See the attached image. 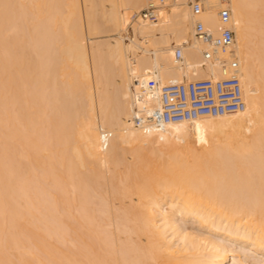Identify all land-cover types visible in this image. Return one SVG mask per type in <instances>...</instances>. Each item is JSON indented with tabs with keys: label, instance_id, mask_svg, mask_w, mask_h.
Returning <instances> with one entry per match:
<instances>
[{
	"label": "bare ground",
	"instance_id": "obj_1",
	"mask_svg": "<svg viewBox=\"0 0 264 264\" xmlns=\"http://www.w3.org/2000/svg\"><path fill=\"white\" fill-rule=\"evenodd\" d=\"M81 1L0 0V264H264V0H201L198 18L188 0H173L148 24L131 22L145 0H104L116 36L104 54L85 34L105 22L86 25ZM222 7L235 37L219 57L239 61L245 109L138 130L134 118L158 97L135 78L220 76L218 63L201 66L207 46L194 23L217 34ZM100 128L112 132L106 149ZM127 149L142 152L126 154L142 158L132 169ZM35 194L60 202L38 209Z\"/></svg>",
	"mask_w": 264,
	"mask_h": 264
},
{
	"label": "built area",
	"instance_id": "obj_2",
	"mask_svg": "<svg viewBox=\"0 0 264 264\" xmlns=\"http://www.w3.org/2000/svg\"><path fill=\"white\" fill-rule=\"evenodd\" d=\"M173 0H145L144 7L132 17L134 22L152 23L158 20L162 9L167 8ZM191 13L198 18L203 12L201 0L189 1ZM231 9L222 7L219 11L220 29L213 33L205 24L196 19L194 36L207 47L202 51L201 66L216 64L220 66V76L209 75L205 78L183 80L177 83L162 84L153 77L145 81L135 78L142 92L158 104L152 110H144L134 118L135 127L142 132L160 130L169 124L191 121L200 117H218L240 112L246 103L241 82V66L235 56L219 57V54L231 52L234 45V31L231 22ZM220 52V53H219ZM183 45L174 49V59L182 63ZM100 145L106 149L112 138V132L100 128Z\"/></svg>",
	"mask_w": 264,
	"mask_h": 264
},
{
	"label": "rangeland",
	"instance_id": "obj_3",
	"mask_svg": "<svg viewBox=\"0 0 264 264\" xmlns=\"http://www.w3.org/2000/svg\"><path fill=\"white\" fill-rule=\"evenodd\" d=\"M189 1H193V0H188V2H189ZM188 5H189V9H190V3H189ZM80 7H81V15L84 17V23H85L86 25H87L88 16H94V17H95V20L98 19L99 22H101V24H102V22H105V20L103 19V16H102L103 13H104V9H105V7H104V0H94L92 3H88L87 1L82 0V1H81V4H80ZM168 8H169V7H168ZM120 10H121V8H120ZM190 11H191V9H190ZM135 13H136V12L132 13V17H133V15H134ZM102 19H103L104 21H103ZM131 22H134V21L132 20ZM96 23H97V22H96ZM96 25H97V27H99V26L101 27V28H100V27L97 28V29H100V31L97 30V33H95V35H94V34H92V36L90 35L89 39H87L88 36H87V34H85V35H86L85 37H87V38H86V45H90L91 41H94L96 44L98 43L99 46H102V48H103V50L99 51V54H101V53L104 54V52H107V51H108L107 41L110 40V39L112 40V37L114 38V37H116V36H111L113 32L110 30V28H109V24H108L107 20H106V22H105L104 24H102V25H100V23H99V24H96ZM98 25H99V26H98ZM130 25H132V24H130ZM130 25L128 26V33L130 34V36H132V35H131V32L133 33V30L131 29V26H130ZM84 29H85V28H84ZM106 30L108 31V34H106V33H107ZM10 31H11V30H10ZM95 31H96V29H95ZM98 31H99L100 33H98ZM110 32H112V33H110ZM8 33H9V32H8ZM12 33H14V32H10L9 34H12ZM128 33H126V34L129 35ZM96 34H97V35H96ZM107 38H108V39H107ZM95 40H96V41H95ZM106 40H107V41H106ZM108 42H109V41H108ZM125 42L128 44V43L130 42V39H129L128 37H126V38H125ZM100 44H101V45H100ZM100 48H101V47H100ZM27 49H28V48H27ZM147 49H150V50H151V51H150V54H151V55H152V54L154 55V53H155V52H154V46L150 45V46H148ZM104 50H105V51H104ZM27 51H28V50H27ZM241 78H242V76H241ZM109 84H110V83H108V82H107V84H102V87H103V88H108V92H107V94H111V93H112L111 95H113V92H114V91H113V90H114L113 88L115 87V85L113 84V86H112V83H111L110 85H109ZM242 87H243V85H242ZM132 90H134V87H132ZM107 94H106V95H107ZM46 95H47V96H46ZM243 95H244V87H243ZM109 96H110V95H108L107 97H109ZM114 96H115V95H114ZM114 96H111V98H109V99H110V100H111V99L113 100ZM46 97H48V92L45 94V99H46ZM112 100H111V101H112ZM114 100H115V99H114ZM47 101H48V100H44L43 102H46V103H47ZM43 104H44V103H43ZM44 105H45V104H44ZM112 105H113V103H112ZM114 105H115V104H114ZM110 108H112V107H111V103H110ZM113 108H114V107H113ZM46 117H48L47 114H46V116L44 117V119H46ZM218 117H219V116H218ZM218 117H217V118H218ZM44 125H45V124H44ZM206 129H207V130L204 131V132L209 134V129H208V128H206ZM191 132H192V133L195 132V133H193V134H196V135H197V131H195L194 129H191V131H189V135H188L189 140H190L192 143H193V142L195 143L196 140H197V139H196V136L193 135ZM190 133H191V135H190ZM190 136H191V137H190ZM192 137H193V138H192ZM194 139H195V140H194ZM194 143H193V144H194ZM195 144H196V143H195ZM131 150H132V149H131ZM131 150H130V151H129L128 149H127V151L125 150L126 152H124V153H125L124 157L126 156V154H127L128 152H130L129 155H130L131 157H134V156L136 155L135 158L138 159V157H137V153H138L139 151H138V150H136V151L133 150V151L135 152V153H133V151H131ZM137 151H138V152H137ZM131 152H132V153H131ZM139 153H142V152H139ZM129 155H127V158L125 157V159L127 160V162H125V163H129L128 166H130L131 169H132L133 164L135 165V162H137V163H136L137 165H138V163L142 162V160H141L142 158H139V160H141V161L138 160L139 162H138L136 159H135L136 161L133 160V159H131V158H130V160H129V157H130ZM132 155H133V156H132ZM147 155H148V153H147ZM145 156H146V155H145ZM148 156H151V155H148ZM144 158H145V157H144ZM148 158H149V157H148ZM125 159H124V160H125ZM132 160L135 161V162H133ZM145 160H146V159H145ZM131 161H132L133 163L130 164ZM143 161H144V160H143ZM125 163H124V164L121 163L120 166H121V165H122V166L124 165L123 168L126 169L127 165H126ZM122 166H121V170H122ZM125 166H126V167H125ZM105 167H106V166H105ZM105 167H104V169H105L104 171H106V168H107V167H106V168H105ZM128 168H129V167H127L126 170H128ZM130 168H129V169H130ZM133 168H134V167H133ZM36 170H37V169H36ZM38 170H39V169H38ZM38 170H37V171H38ZM40 170H41V168H40ZM40 170H39V171H40ZM126 170H125V172H127ZM36 173H38V172H36ZM38 174H39V177L42 179V177H41V176H42V175H41L42 172H41V174H40V173H38ZM123 174H124V173H123V171H122V176H121L122 178H123ZM125 174H126V173H125ZM40 175H41V176H40ZM35 177H37V176H35ZM36 180H37V179H36ZM36 180H35V181H36ZM38 180H39V178H38ZM38 180H37V181H38ZM123 180H124V179H123ZM125 180H126V178H125ZM39 181H40V180H39ZM39 181H38V182H39ZM41 181H42V180H41ZM44 182H45V181H44ZM101 182H103V181H101ZM104 182H105V181H104ZM104 182H103V184H104ZM36 183H37V182H36ZM106 183H107V184H106L107 187L111 184V183L108 182V181H106ZM108 183H109V184H108ZM37 184H39V183H37ZM42 184H44V183H41V184H40V185H41V189H40V187H39L38 189H40V190L43 189V186H45V185L42 186ZM48 185H51V184H47V186H48ZM100 185H102V183H101ZM47 186H46V187H47ZM34 187H36V186L34 185ZM52 187H53V186H51V187H47V188H48V189H50V188L52 189ZM101 187L104 189L105 186H101ZM36 188H37V187H36ZM47 188H46V189H47ZM105 188H106V187H105ZM34 189H35V188H34ZM38 189H37V192H38ZM44 189H45V188H44ZM44 189H43V192H44ZM48 189H47L46 191H49ZM106 189H107V188H106ZM46 191H45V192H46ZM45 192H44V193H45ZM53 192H55L54 194H57V193H56V190L53 189L52 192L50 191V193H52V194H51L52 197L54 196ZM46 193H48V192H46ZM36 194H37V193H36ZM36 194H35L36 201H37L38 199L40 200V199L43 198V197H42V198H37L38 195H36ZM39 194L41 195L40 191H39ZM45 195H46V194H45ZM51 196L49 195V197H51ZM39 197H40V196H39ZM45 197H46V196H45ZM49 197H47V199H46V198H43L44 200H42V201H37V202H36V203H37L36 207H37V208L40 207V209H41L43 206H39V204H41V203L44 204V202H45V204H46L47 201H45V200H51V199H49ZM52 197H51V198H52ZM52 199H54V198H52ZM95 200H96V198H95V199H94V198L92 199V201H95ZM97 200H98V199H97ZM114 200L117 201L118 199H114ZM92 201H91V202H92ZM39 202H41V203H39ZM50 202H53V203L55 204V202L58 203V202H60V201H57V200H56V201H53V200H51ZM91 202H89V205H90V204H96V201H95V202H92V203H91ZM38 203H39V204H38ZM53 203H52V204H53ZM57 203H56V205H57ZM52 204H51V206H54V204H53V205H52ZM61 204H62V200H61ZM61 204L59 203L58 206H60ZM41 205H42V204H41ZM63 205H64V204H63ZM111 205H112V204H111ZM58 206H57V208H58V209L60 208V210H59V211H60V214H61L62 212L64 213L65 211H62V212H61V209H62L61 206H60V207H58ZM114 206L117 207V203L114 204L113 207H114ZM92 207H94V205H93ZM53 208H56V206L52 207V209H53ZM64 208H65V207H64ZM38 209H39V208H38ZM58 209H57V211H58ZM64 210H65V209H64ZM52 211L54 212V215H55V213H56L55 210H52ZM57 213H58V212H57ZM98 213H99V212H98ZM60 214H59V215H60ZM51 215H52V213H51ZM51 215H49V216H51ZM49 216H48V217H49ZM61 216H63V214H62ZM61 216H60L59 218H61ZM66 216H67V214H66ZM48 217H47V220L49 219ZM67 217H68V216H67ZM67 217H66L65 219H64L63 217H62L63 219L61 218L63 221L65 220L64 223H63V225L65 224L66 219L68 220ZM54 218H55V217H54ZM59 218H58V220H59ZM50 220H52V217H51ZM53 220H54V219H53ZM56 220H57V219H56ZM62 220H61V221H62ZM59 221H60V220H59ZM57 222H58V221H57ZM50 223H51V222L49 221V225H50ZM52 223H53V221H52ZM66 224L68 225L67 222H66ZM60 225H61V223H60ZM52 226H54V225H51V227H50L51 229H52ZM55 226H56V224H55ZM65 226H66V225H65ZM54 228H55V227H54ZM57 228H58V227H57ZM57 228H56V231L58 230ZM60 228H61V227H60ZM62 228H63V227H62ZM62 228H61V229H62ZM51 229H50V230H51ZM52 230H53V229H52ZM64 230H65V229H64ZM57 232L59 233V231H57ZM62 232H63V231H62ZM66 232H67V231H66ZM66 232H65V233H66ZM54 233H55V232H54ZM65 233H64V234H65ZM61 234H62V233H61ZM61 234H59V235H61ZM57 235H58V234H57ZM63 236H64V235H63ZM60 237H62V236H60ZM68 237H69V236H68ZM68 237H65L63 240L67 239ZM56 238H57V239H56ZM55 239H56V240H55ZM55 239H54L55 242L58 243L57 245H58L59 247H61V248H64L65 246L68 245V242H66V241L63 242V240H61L63 243H62L61 241L58 242L57 240H60V239H61V238H58V236L55 237ZM61 243H62L63 245H64V243H67V244H66L65 246L62 247V245H60Z\"/></svg>",
	"mask_w": 264,
	"mask_h": 264
}]
</instances>
